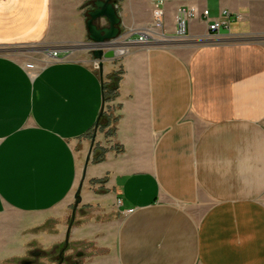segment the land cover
<instances>
[{"label": "crops", "instance_id": "1", "mask_svg": "<svg viewBox=\"0 0 264 264\" xmlns=\"http://www.w3.org/2000/svg\"><path fill=\"white\" fill-rule=\"evenodd\" d=\"M158 2L163 37L140 43ZM91 4L0 0V264L60 246L69 214L51 216L73 205L92 210L90 264H264V0H118L102 79L75 47ZM184 10L195 16L180 38ZM42 44L58 57L34 74L5 54Z\"/></svg>", "mask_w": 264, "mask_h": 264}, {"label": "rangeland", "instance_id": "2", "mask_svg": "<svg viewBox=\"0 0 264 264\" xmlns=\"http://www.w3.org/2000/svg\"><path fill=\"white\" fill-rule=\"evenodd\" d=\"M84 44V43H83ZM81 44V45H83ZM81 45H75V47H81ZM83 49L82 47L79 49ZM86 50V49H84ZM48 46L46 44L38 45L32 49L28 50H13L10 52H5V54L9 55L13 59L16 60V62H20L21 64L24 65V67L32 72L36 73L38 72L43 66H45L48 62ZM91 137V135H90ZM89 162V161H88ZM92 163H94V156L92 158ZM79 180V178H78ZM79 182H81L79 180ZM115 207V206H114ZM112 207V208H114ZM110 207V210L112 209ZM114 212L112 214L113 218H115L116 223L120 221L119 215ZM89 208H77L76 206L73 205V207L65 208L61 207L59 208L55 213L53 211L52 213V223L55 224L54 220V214L56 215H62V214H69V220L66 221L65 223H61L60 225V231H63V228L65 229L66 233V238L65 240L61 243L60 246H53V247H45V246H40L37 245L35 248L31 249L28 251L25 255H23L20 258H16L13 261H8L5 263L1 264H90L89 260L86 258V242L84 241L83 237L85 235V230L90 225L91 217L88 213H90ZM116 213V215H115ZM50 217V218H51ZM95 219H99L98 216H93ZM72 218L76 221H73ZM22 224H28L30 222H36L40 224L44 220V217H22ZM49 220H47L48 222ZM95 227L98 225L94 224V221L92 223ZM45 227L42 228V231H38L37 235H43L47 233L46 231H43ZM74 229L78 231V234L82 236L81 240H78L76 245H71L69 246L68 242V230ZM53 235L55 233V225L53 226ZM89 244V243H87ZM33 253H36V255H33ZM79 254V256H78Z\"/></svg>", "mask_w": 264, "mask_h": 264}, {"label": "water", "instance_id": "3", "mask_svg": "<svg viewBox=\"0 0 264 264\" xmlns=\"http://www.w3.org/2000/svg\"><path fill=\"white\" fill-rule=\"evenodd\" d=\"M117 1L118 0H92L91 11L88 13V19L86 20L89 41L81 45V47L91 51L94 60L99 62L98 71L99 75H101V79L104 61H108L116 56L113 47H115V44H117L122 37V33L120 32L121 22L115 5ZM101 20L107 22L106 27H98L96 22ZM93 143L94 140L87 152L81 176L82 179L85 177L86 165L91 156L90 152Z\"/></svg>", "mask_w": 264, "mask_h": 264}, {"label": "built area", "instance_id": "4", "mask_svg": "<svg viewBox=\"0 0 264 264\" xmlns=\"http://www.w3.org/2000/svg\"><path fill=\"white\" fill-rule=\"evenodd\" d=\"M153 12H152V23L147 26L145 29H143L142 32H140L141 37L138 39L140 43H150V42H155L159 36H162L161 30L164 27V10L162 7V3L158 2L153 6ZM229 14L227 12L223 13V17L221 20H215L213 21L209 26H208V31L210 32H218V29L221 26L228 25V20H229ZM194 11L186 12L185 10L183 12H180L176 17V31L175 33L180 37V38H185L186 32H185V27H186V22L194 17ZM202 16L204 18H207L208 12L203 11ZM133 33V32H130ZM131 43V41H128ZM58 57L57 52L55 51L54 53L49 54V60L53 61L56 60ZM49 63V62H48ZM98 65L99 62L95 61L94 64V69L98 70ZM32 73V72H31ZM34 74V73H32Z\"/></svg>", "mask_w": 264, "mask_h": 264}, {"label": "trees", "instance_id": "5", "mask_svg": "<svg viewBox=\"0 0 264 264\" xmlns=\"http://www.w3.org/2000/svg\"><path fill=\"white\" fill-rule=\"evenodd\" d=\"M116 85H117V78L115 77H111L109 79V83L102 85L103 88V101H108L109 98H111L112 96L115 95V90H116ZM108 123L107 118L105 117V115L103 113H101L98 121H97V125L96 127H102V126H106V124Z\"/></svg>", "mask_w": 264, "mask_h": 264}, {"label": "flooded vegetation", "instance_id": "6", "mask_svg": "<svg viewBox=\"0 0 264 264\" xmlns=\"http://www.w3.org/2000/svg\"><path fill=\"white\" fill-rule=\"evenodd\" d=\"M33 255H36V253H33Z\"/></svg>", "mask_w": 264, "mask_h": 264}]
</instances>
